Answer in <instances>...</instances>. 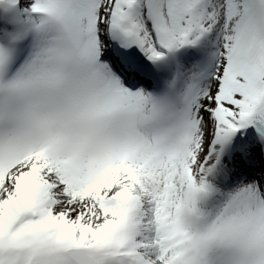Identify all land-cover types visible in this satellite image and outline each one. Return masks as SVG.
Segmentation results:
<instances>
[{
    "label": "snow or ice",
    "instance_id": "obj_1",
    "mask_svg": "<svg viewBox=\"0 0 264 264\" xmlns=\"http://www.w3.org/2000/svg\"><path fill=\"white\" fill-rule=\"evenodd\" d=\"M0 264H264V0H0Z\"/></svg>",
    "mask_w": 264,
    "mask_h": 264
}]
</instances>
